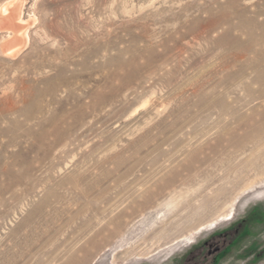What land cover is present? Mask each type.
<instances>
[{
  "label": "rangeland",
  "instance_id": "1",
  "mask_svg": "<svg viewBox=\"0 0 264 264\" xmlns=\"http://www.w3.org/2000/svg\"><path fill=\"white\" fill-rule=\"evenodd\" d=\"M16 2L0 264H180L264 209V0Z\"/></svg>",
  "mask_w": 264,
  "mask_h": 264
},
{
  "label": "flooded vegetation",
  "instance_id": "2",
  "mask_svg": "<svg viewBox=\"0 0 264 264\" xmlns=\"http://www.w3.org/2000/svg\"><path fill=\"white\" fill-rule=\"evenodd\" d=\"M250 213V212H249ZM264 225V209L254 210L196 246L180 264H221L232 257L242 264H259L264 256V241L257 227Z\"/></svg>",
  "mask_w": 264,
  "mask_h": 264
},
{
  "label": "bare ground",
  "instance_id": "3",
  "mask_svg": "<svg viewBox=\"0 0 264 264\" xmlns=\"http://www.w3.org/2000/svg\"><path fill=\"white\" fill-rule=\"evenodd\" d=\"M17 0H13L10 4H5L1 9H0V16H1V18L3 17V14H7V13H9V14H11V16L12 17H16V16H18V12H17V10L14 8L13 9V7H14V4H15V2H16ZM16 4H17V2H16ZM23 4V3H22ZM21 5V4H20ZM22 7V6H21ZM20 16H22V15H20ZM20 16H18V20H20V21H23L21 18H19ZM5 18L7 17V15L6 16H4ZM11 17V18H12ZM4 19V18H3ZM10 19V18H9ZM7 20V19H6ZM10 21V20H9ZM12 22V21H11ZM9 23V22H8ZM14 23H16V22H14ZM0 24H3V23H0ZM5 24V23H4ZM4 26V25H3ZM6 26V25H5ZM13 26H14V24H13ZM18 26V25H17ZM24 26V25H23ZM13 28V27H12ZM21 28V27H20ZM23 28V27H22ZM14 30L15 31H20V33H22L21 32V30L19 29V28H14ZM8 31H12V30H8ZM13 32V31H12ZM13 36V35H12ZM12 36H10L9 38H11ZM16 36V35H15ZM19 36V35H18ZM17 38V37H16ZM16 38H14V39H10V41H13V44H11L9 47H7L8 45H6V48H3V51L5 52V53H8L10 50H13V48L14 47H16L17 45L16 44H14V42H15V39ZM20 39H21V37H20ZM20 39H17V42H19L18 40H20ZM23 40V39H22ZM16 42V43H17ZM9 43H12V42H9ZM22 43V42H21ZM25 43V42H24ZM4 47V46H3ZM18 49V48H17ZM15 50H16V48H15ZM15 50H13V51H15ZM10 53V52H9ZM8 53V54H9ZM236 56H238L239 57V55H236ZM247 116L245 115V118H246ZM245 118H244V120H245ZM248 118H251V116H249ZM241 120H243V118H241ZM243 120V124H245V125H247V126H249L250 127V129L252 130L251 132L252 133H257V134H264V113H262V115H261V119L260 120H258V121H256V122H254V123H252V124H250V123H245V121ZM242 123V122H241ZM240 124V123H239ZM250 133H247L246 135H249ZM248 139V138H247ZM56 142H57V140H55ZM56 145V143H52V146H55ZM263 145V144H262ZM34 148V147H33ZM92 181V180H91ZM48 196H50V195H48ZM231 215H232V211H231V213L229 214V216H228V219L229 218H231Z\"/></svg>",
  "mask_w": 264,
  "mask_h": 264
}]
</instances>
